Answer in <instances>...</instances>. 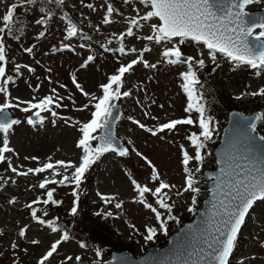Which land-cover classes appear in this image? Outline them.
<instances>
[{"label":"rangeland","instance_id":"rangeland-1","mask_svg":"<svg viewBox=\"0 0 264 264\" xmlns=\"http://www.w3.org/2000/svg\"><path fill=\"white\" fill-rule=\"evenodd\" d=\"M11 1L0 0V15L7 10ZM16 4L24 7L20 5V1ZM88 4H92L93 8H88ZM108 4H112L118 12L110 16L113 22L107 25L102 21V12L105 11ZM61 5L63 6L62 11L65 9L70 10V16L78 21V23L71 21L78 29L76 36L67 37V25L65 26L61 17H59L60 12L54 13L51 18L47 19V26L45 27L35 24L33 18H39L40 15L37 5H29L27 12L31 16L27 20L25 15L22 19H19L24 30L21 33H19L20 31L15 33L20 38L15 39L6 36L5 44L8 47H6L7 58L4 62L7 66L6 76L11 75L13 81L7 86V96L0 93V103L7 101L15 104L17 102L15 98L36 102L44 96L58 94L63 97V100L59 102L64 106L53 109L58 113L57 117H52L50 112L46 113L48 117L45 121L42 124L36 123L35 125H29L24 120L26 114L35 110L24 113L18 108L12 107L21 123L14 126L9 133V147L13 149V152L6 153V160L0 161V263L4 264H35L50 244L59 238V232L53 233L46 227L37 226L31 220L30 210L24 207L30 200L37 197L45 198L44 189H40L37 182L41 178H45L47 171L39 174H29L28 176H18L8 167L9 162L21 171L29 167L42 166L46 162L55 163L56 160H71L78 163L80 150L75 147V139L78 137L79 124H73V121L84 122L86 120L91 107L83 111L78 109L88 103L91 97H85L76 89L72 83V77H76L85 91L99 95L98 85L106 82V77L112 74L120 63H127L136 58L139 55L138 50L140 49L141 53V50L145 47L151 49V51L144 52V58L149 63L157 64V67L149 69L140 63L134 66L132 72L125 75L122 90L131 91L132 95L113 101V103L119 102L121 104L120 118L122 119L117 124L118 135L120 138L123 137L124 139H122L129 144L130 150L135 147L151 159L165 182L175 185V188L164 190L167 195L163 198L167 203L173 205L171 214L176 215L178 222L168 220L167 231H162L159 229L155 214L138 202V193L131 185L128 174L130 173L142 185L147 184L151 188L156 186V182L149 179L150 169L145 161L137 157L134 152H131L127 157H117L109 152L92 165L91 177L89 176L86 182L87 192L82 195L81 206L74 218L76 220L77 216L84 211H86V214L100 216H108L106 213H111L109 216L113 219L109 223L113 235L110 234L111 236L106 241L118 244V250L125 249L130 250L133 254H138L151 244L163 241L169 233L175 231L183 222L191 219L199 207L200 195L197 194V203L192 206L194 211L189 212L187 210L191 205L193 193L183 192L186 173L181 162L182 154L180 150V146L184 145V148L191 154L193 149L190 148L186 136L190 130L198 132V126L186 125L178 127L174 131L165 130L153 137L132 122L133 120H139L148 127H155L171 119L189 115L183 110L185 98L179 90V88L182 90L181 83L177 84L184 66L181 63H167L161 56V51L172 46L175 41L156 43L154 40L142 39L146 35H153L150 28L151 23L156 22L153 19L143 24L139 29L134 30V36H125L120 40L125 49L135 48L137 51L134 53L128 51L127 54L120 53L117 50L121 47L118 39L109 38L106 34L119 38L120 33L125 32V28L128 27L129 15H136L137 11L144 12L146 10L145 5H141L137 1L125 3L124 0H64ZM255 5L264 7V0H258ZM20 26V24L17 25V27ZM89 30L92 34L91 39L89 42H85L84 40L88 38L90 33ZM40 31H44L45 36L39 37L38 33ZM96 40L100 48L112 49L117 53L100 50ZM64 43L70 44L71 48L63 49L62 45ZM81 45H84V47H81ZM178 46L181 47L184 55L193 53L196 59H204L207 64H210L212 60V57L208 55V50L200 44L187 42ZM25 47H32L33 52H24ZM71 49H75V51ZM88 55H93L95 60L90 62L87 67L81 68L80 65ZM17 64L21 66L28 65L34 71L29 72L26 68L21 67L20 74H18L15 72ZM220 66L223 67L222 71L236 68L232 76L225 82L231 104L240 108L250 105V108L254 107L255 101H252L249 93L264 87V71L261 72V75H256L254 71L245 66L237 67L234 64L228 65L225 62ZM3 79L0 78V85H2ZM60 85H65V87L62 88ZM53 88L56 89L55 94L52 93ZM237 93H242L243 96L240 99H235L234 96ZM253 99L264 104V96H254ZM24 106L21 105V107ZM145 112L148 113L147 116ZM190 115L194 119L198 116L195 112ZM129 117L132 119H129ZM152 117H156V119L153 120ZM63 118H68L67 124ZM259 130L264 135V121ZM207 143L211 144L209 141ZM0 146H2V134H0ZM213 147L214 143L210 146L208 153ZM33 156L37 157V160H32L31 157ZM25 157H29V159H25ZM204 163L205 168H211L209 167L210 163ZM189 165L196 168L198 164L195 161H190ZM56 171L62 173L64 169L57 168ZM71 171L69 169L68 173ZM12 181H15V183H12ZM203 182L200 181L197 186L201 187ZM63 192L66 193L64 187H56L54 198H58L59 193ZM177 192H180L181 195H177ZM98 193L106 197H112L111 201L105 203ZM201 195L203 196L202 193ZM13 197L15 203L9 204L8 201ZM145 199L162 213V219L167 220V210L159 208V205L155 202V197L151 196L150 193H146ZM40 200V204H42V199L40 198ZM71 203V195L67 194L57 208L50 204H42L37 208L38 214L43 215L42 213L47 211V217H52L55 222L61 218L62 223H70V230L72 231L71 239L63 242L46 264L64 261L65 256H72L73 258L80 256L81 260L85 261L109 259L106 252L109 248L105 247L104 250L106 251H104L102 247H97L91 241L80 237L76 233L77 229L72 228V217L68 214ZM116 203H121V208L117 209L115 207ZM25 224L29 225L28 239L21 240L18 237V230ZM146 225L157 228L156 236L150 241L143 239V235L146 234ZM31 239H38L40 244L38 246L31 245L29 243ZM80 240H84L87 247L80 248L78 243ZM261 240H264V203L258 202L246 224L242 227L235 248L236 251L231 256V264H240L241 261L244 264H264V248L259 243ZM13 241L19 244L17 249L10 247ZM25 248L27 249L26 252L24 251ZM97 249L101 250L100 257L95 255Z\"/></svg>","mask_w":264,"mask_h":264},{"label":"snow or ice","instance_id":"snow-or-ice-1","mask_svg":"<svg viewBox=\"0 0 264 264\" xmlns=\"http://www.w3.org/2000/svg\"><path fill=\"white\" fill-rule=\"evenodd\" d=\"M48 2L63 4L64 0H48ZM125 3H129V0H124ZM258 2V0H140L141 4L147 5V10L142 16H134L128 19V27L126 32L120 33V39L125 36H134V27H141V21H152L150 28L153 35H146L142 39L148 41H155L160 43L162 41H175L171 47L164 49L161 55L170 64L182 63L187 65V70L180 73L183 79L181 87L187 95V106L184 108V112L189 115L181 119H171L167 122L160 123L155 127H148L139 120H133L132 122L140 129L150 133L153 137L159 133L167 131H174L177 126L180 125H194L198 126V132H191L187 135L186 139L193 146L194 154H190L188 150L184 148V145L180 146L182 154V164L184 165V172L186 173L184 178L183 192H191V205L188 207V211H194L192 207L197 203V194L200 192V188L195 186L194 173L189 168L190 161L200 163L204 160L202 155V149L205 148V142L213 138L212 118L206 115L205 105L201 102L203 100L202 94L198 91L200 80L197 78V72L193 70V66L204 65L203 59H195L192 55L185 56L178 45H183L187 42H194L200 44L203 48L208 50V55L213 60L216 59V54H222L229 61L233 62L237 67L248 66L251 69L258 70L256 75H261L264 71V19L259 21L255 17H248V13L245 11L247 5ZM40 0H20L21 6L26 5H38ZM18 5H10L6 12L0 15V78L2 85H0V93L8 95V88L10 82L13 81L11 75L6 76V44L4 42L5 35L12 36L15 39L20 37L15 35L16 31L22 32V22L18 20L16 16V9ZM88 8L92 9L93 5L88 4ZM94 10V9H93ZM46 9L43 6L38 8V13H45ZM118 10L108 4L106 6V14L103 18L104 24H109L112 21L109 17L117 13ZM52 13L47 12L46 15H39V18H33L35 24L45 25L47 19L51 18ZM20 24V27L17 25ZM254 29H259L254 34ZM78 33V29L74 23L69 21L67 25V37H74ZM39 37L45 36L44 31L38 33ZM141 38V37H137ZM84 47V45H81ZM63 49H70V44L64 43ZM75 51V49H71ZM107 50V49H106ZM120 53H125L124 47L117 49ZM26 53H32V47H25L23 49ZM130 52H136L137 49L132 48L128 50ZM151 49L145 47L141 50L140 55L131 59L127 63H120L115 68L114 72L106 77V82H102L98 85L100 90L99 95H95L85 91L81 84L77 81L76 77H72V83L76 89L80 91L85 97H91L89 102L84 104L79 111L87 110L91 107L90 118L84 122L73 121V124H79V138L75 142V147L80 150L78 163L73 161L56 160L55 163L46 162L42 166L35 168L29 167L24 171L18 170L10 162L8 167L10 170L18 176H28L29 174H39L46 170H53V179L44 178L39 182V188L45 190L46 199L42 200L44 205H59L60 200L54 199V188L48 187L50 184H73L75 188H79L82 182L86 179V174L91 169L92 165L100 160V158L106 153H114L119 157H127L130 155L127 147H117L113 143V138L110 133H103L96 135L98 129H105L109 125V117L113 115V109L116 108V104L113 101L120 99L121 97H129L132 95L131 91L122 90L124 86V79L127 73L132 72L134 66L142 63L145 68L155 69L157 64L149 63L144 58V52H150ZM95 60L93 55H88L86 60L80 65L81 68H85L88 64ZM39 63V61H37ZM21 67L26 68L29 72L34 71L28 65L15 66V71L20 72ZM50 71V69H49ZM6 77V78H5ZM31 87V85H30ZM65 87V85H60ZM52 93H56V89H52ZM252 96H264V87L250 93ZM240 97H237L239 99ZM16 103L12 104L7 101L0 103V134H2V146H0V161L6 160V153L13 152V149L9 147V133L14 126L19 125L21 121L19 119H9L5 113V109L12 107L18 108L21 112L29 113L30 110H35L33 115L38 118L34 120L32 115L27 117V123L29 125H35L37 122L43 123L45 117L41 115V112H50L52 117H57L58 113L53 110L54 108H60L64 105L59 101L63 100L58 94L47 95L40 98L36 102L32 100L24 101L19 98H15ZM35 99V98H34ZM71 99V97H69ZM21 105H25L21 107ZM163 107V105H161ZM192 112L198 114L196 119H193ZM147 116L148 113L145 112ZM118 118V117H117ZM65 123H68V118H63ZM129 119H132L129 117ZM153 120L156 117H152ZM260 119V117H257ZM55 123V121H53ZM243 128V141L245 143L254 141L256 137L251 133L256 131V124L254 121H246L242 124ZM94 141H99L93 144ZM259 141L264 142V136L259 137ZM131 143V142H129ZM231 152L227 160H222L224 166L221 167V175L216 177V184L213 189V199L216 203L213 204L215 209L213 216L215 217V229L214 232H210L205 236L203 243L207 245L210 250L207 255L210 256L209 261H205L203 248L194 249L189 253V259L184 261L183 264H231L230 257L232 256L234 249L237 246L239 235L242 231V227L246 224L247 219L252 214L256 204L264 203V154L261 155L257 161L254 158H250L245 152H241L237 144L233 143L231 146ZM132 152L139 158H141L147 164L150 169L149 179L156 182L154 188L149 187L147 184L142 185L135 178L128 174V179L131 182L134 190L138 193V202L145 208L149 209L155 214V219L159 223V229L167 231V221L174 220L178 222V218L172 215L173 205L167 203L163 198L167 194L164 190H170L175 188V185L165 182L159 173L158 168L151 159L143 155L135 147H132ZM247 153L251 152V149L246 150ZM29 159V157H25ZM32 160H37V157H31ZM57 168L64 169L65 173L68 170L72 171L70 174H62L56 171ZM200 168L196 167L195 172H199ZM60 175L61 178L56 180L54 177ZM15 183V181H12ZM150 193L151 196L156 198V204L159 208L166 209L168 212L167 220L162 219V213L149 203L145 199V194ZM73 195L77 196L75 189ZM100 198L109 203L112 197H106L99 194ZM177 195H181L177 192ZM79 197L77 196V199ZM39 197L26 204L24 207L29 209L31 220L40 227H46L53 233L59 232V238L54 240L50 246L44 251L36 264H46L54 253L58 251V248L63 242H67L71 239L68 231H61L57 226L55 220L47 219V211L43 212V215L38 214V209L34 207L37 203H40ZM9 204L15 203V198L8 201ZM117 209L121 208V203H116ZM71 214L77 213L76 201H73L71 207ZM111 215V213H106ZM29 231V225L25 224L18 230V237L21 240L28 239L27 233ZM138 231V230H137ZM146 234L143 235L145 241L152 240L157 234V228L151 226H145ZM29 243L34 246H38L40 241L38 239H31ZM260 246L264 248V240L259 241ZM10 247L17 249L19 244L16 241L11 242ZM80 248H85L87 245L84 242H80ZM26 252L27 249L25 248ZM97 257H100V250L95 252ZM80 261V256H65L63 264H71L72 260ZM240 264H244L243 261Z\"/></svg>","mask_w":264,"mask_h":264},{"label":"water","instance_id":"water-1","mask_svg":"<svg viewBox=\"0 0 264 264\" xmlns=\"http://www.w3.org/2000/svg\"><path fill=\"white\" fill-rule=\"evenodd\" d=\"M249 17H255L257 20L261 19L258 15H248L246 19ZM113 112L114 114L111 118L118 115V108L114 109ZM257 117L258 115L256 113L242 115L238 110H231L229 112L227 124L222 131L221 141L214 150L217 168L212 171L204 172L207 179L213 178L208 184V196L203 200L202 206L198 209L193 218L184 223L177 232L171 234L167 238L169 242L168 245L162 248H159L161 244L150 246L145 252L137 256H133L128 251H109L112 261L102 264H183L184 261L189 259V253L199 248L205 250V261H209L211 258L207 253L210 250L203 241L205 236L210 232H214L215 229L216 220L213 216L215 211L213 204L216 203V201L213 199V189L216 184L215 178L221 175L220 169L224 166L220 161L229 158L231 152L230 146L233 143L237 144L241 152H245L250 158H254L257 161L260 159L261 155L264 154V142L259 141L261 135L255 132L251 133L256 139L247 143L243 141L242 136V124L246 121L256 122ZM249 148L251 152L247 153L246 150ZM75 263L89 264L83 261Z\"/></svg>","mask_w":264,"mask_h":264},{"label":"trees","instance_id":"trees-1","mask_svg":"<svg viewBox=\"0 0 264 264\" xmlns=\"http://www.w3.org/2000/svg\"><path fill=\"white\" fill-rule=\"evenodd\" d=\"M17 0L12 1L10 5L15 4ZM17 5V4H16ZM29 5H26L24 7H20L18 5V9L16 10V16L19 19H22L25 15L26 20L29 18L28 16V8ZM21 8V9H20ZM233 64V62L229 61L228 65ZM223 67L219 64H216L213 66L210 75L206 74L201 67H197L196 65L193 66V70L197 72V78L200 80V88H198V91L203 96V100L201 101L205 105L206 109V115L210 116L212 118V122L217 126L219 124V130L224 123L223 118L226 119L227 111L230 108H239L242 112H249V111H260L264 113V104L261 102H258L257 100H254L252 97V101H255V106L250 108V106L247 107H237L236 105L231 104L230 98L227 94V90L225 87V82L228 80L230 76H232L233 72L236 68L233 69H227L225 71H222ZM252 71L256 72V70L251 69ZM237 93L234 98H237ZM218 135V132H217ZM206 157V156H205ZM209 159L210 157H206ZM201 175L199 176V179H201ZM205 184L202 186V191L199 194V201L198 204H201V200L205 195ZM100 214V212H99ZM79 219L76 221V226L79 229V231L83 232L81 234H85L86 238L89 240L96 242L98 244H104V246L109 247L110 249H118L119 246L116 243H108L106 240L109 236L113 235L112 227L109 223L108 216L105 215H92V214H86V211H84L82 214L79 215ZM115 230V228H114ZM115 232H117L115 230ZM114 232V233H115ZM111 234V235H110Z\"/></svg>","mask_w":264,"mask_h":264}]
</instances>
